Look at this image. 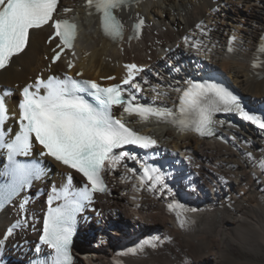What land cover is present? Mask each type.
Returning a JSON list of instances; mask_svg holds the SVG:
<instances>
[{"label":"bare ground","instance_id":"obj_1","mask_svg":"<svg viewBox=\"0 0 264 264\" xmlns=\"http://www.w3.org/2000/svg\"><path fill=\"white\" fill-rule=\"evenodd\" d=\"M83 2L60 0L69 9L65 16L78 19L80 31L55 63L51 57L60 42L46 25L31 30L22 53L0 71L8 132L0 146V173L7 172L12 161L6 145L21 131L19 89L63 73L107 85L122 81L125 65L135 64L142 69L128 89L135 101L172 110L185 75L217 73L264 115V67L252 66L264 29V0H144L125 12L131 20H143L141 38L119 43L101 34ZM230 37L235 38L234 51L228 53ZM127 118L156 140L152 146L174 162L177 172L159 171L155 175L160 183L139 187L120 162L109 166L108 192L81 199L74 264H264V132L228 114L217 117V134L210 138L184 133L178 125L156 118ZM30 145L19 157L28 158V165L40 174L0 215V264L50 261L51 250L38 243L44 211L57 203L56 197H78L87 187L32 139ZM180 191L199 206L184 227L164 209L169 197ZM132 248L134 253L128 251Z\"/></svg>","mask_w":264,"mask_h":264},{"label":"snow or ice","instance_id":"obj_2","mask_svg":"<svg viewBox=\"0 0 264 264\" xmlns=\"http://www.w3.org/2000/svg\"><path fill=\"white\" fill-rule=\"evenodd\" d=\"M86 4L89 8H95L100 14L101 27L106 35L112 39L122 37L123 25L113 14V10L124 5L125 0H86ZM57 6L58 0H0V69L5 68L14 56L22 53L29 40L30 30H38L46 25L54 29V36L61 42L57 45L58 51H55L51 57L54 63L65 48L72 47L76 25L67 19H55ZM68 11L69 9H64V12ZM142 24L143 20H140L134 25L137 36ZM259 51L264 52V44L260 45ZM72 66L69 62L68 67ZM255 66L257 64L254 61L253 67ZM125 69L127 75L121 82L125 85L142 71L135 64H127ZM108 79L113 78L108 77ZM83 86L95 90L90 94L99 102L98 107H94L77 94L86 90ZM30 87L23 88L22 100L19 103L21 120L26 123H22L21 131L15 140L6 145L9 159L13 160L11 168L13 190L40 174L39 169L14 161L17 153L28 151L31 146L30 137L33 134L48 156L75 169L87 178L91 187H86L79 193L78 199H91L92 192L106 191L101 175L105 162L115 167L121 159L129 156V153L121 152L119 156L114 157V149L127 144L142 148L156 144V140L150 136L140 135L121 120L113 119L111 116L109 109L112 105L125 103L122 100L120 84L101 87L93 80L78 82L68 77L63 81L49 78L45 82L38 79L35 83L37 91H31ZM41 88L45 90L43 95L39 93ZM136 88L139 90L138 85ZM133 100L135 97H131L127 102L125 112L136 113L145 120L149 116L170 120L181 130L191 128L201 135L211 134L212 115L215 112H237L245 120L264 130V115L246 111L231 91L207 81L192 83L183 91L179 97L178 114L167 107L156 108L133 104ZM5 117V102L0 99V121ZM157 172V169L144 168L141 185L144 184L145 179L153 186L160 183L161 177L154 175ZM76 210H78V200L63 208L53 209L44 221L43 235L40 239L55 250L54 264H71L72 257L68 250L72 236L70 222ZM9 231L12 229L10 228ZM128 251L134 253L136 249L132 248Z\"/></svg>","mask_w":264,"mask_h":264},{"label":"rangeland","instance_id":"obj_3","mask_svg":"<svg viewBox=\"0 0 264 264\" xmlns=\"http://www.w3.org/2000/svg\"><path fill=\"white\" fill-rule=\"evenodd\" d=\"M43 192L41 191V193L40 194H42Z\"/></svg>","mask_w":264,"mask_h":264}]
</instances>
